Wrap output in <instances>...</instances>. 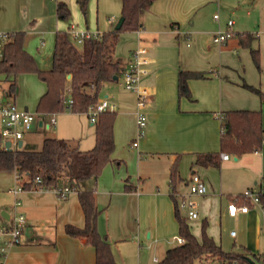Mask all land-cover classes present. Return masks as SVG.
I'll return each mask as SVG.
<instances>
[{"label":"crops","instance_id":"crops-1","mask_svg":"<svg viewBox=\"0 0 264 264\" xmlns=\"http://www.w3.org/2000/svg\"><path fill=\"white\" fill-rule=\"evenodd\" d=\"M60 1L70 7L72 15L69 20L58 15ZM210 1L156 0L144 15L143 26L123 31L115 46L114 53L122 59L123 70L117 80L102 85L99 100L107 98L116 104V146L112 160L100 176L86 181L84 188L94 189L97 205L102 210L98 229L107 236L118 264H158L168 249L176 245L162 247L163 252L161 247L149 248V245L170 236L177 245L180 244L177 238L182 236L179 235L180 224L170 183V169L176 161L181 178L176 185L179 202L181 194L189 189L192 173L201 175L208 186L206 194L194 199L198 217L191 219L196 220L199 228L191 231L199 240L202 239L200 231L204 223L207 224V233L225 251L248 248L247 237L252 230L264 233V208L259 204H251L248 213H238L239 224L243 227L238 243L235 240L238 233L232 234L234 230L228 236L233 240L232 246L225 243L218 232L220 226L228 230L237 222L236 216L229 213V203L235 201L242 205L243 189L253 188V184L258 186L257 179L264 170L263 145L260 150L241 155L221 152L219 166L196 163L198 153L220 151L225 111L260 110L261 106L258 97L236 86L238 77L225 78L230 72L229 66L241 63L232 56L233 49H241V45L239 40L229 42V38L223 46L210 44L211 39L217 43L215 34L212 37V30L206 26L202 15L203 8ZM121 14L122 0H89L86 16L78 0H0V31L25 32L27 51L40 52L46 45V37L55 35L56 39V34L68 32L74 26L73 22L84 24L86 31L101 34L114 29ZM216 20L219 21L220 16ZM139 47L147 49L150 60L143 77L149 96L144 109L147 122L142 134L138 133L137 94L123 85L124 71L134 50ZM182 70L205 71L208 75L188 81L190 96L179 93V73ZM20 78V75L13 79L12 75L0 73V89H3L0 105L14 102L31 111L21 96ZM120 79L125 92L119 97L112 93L102 95L103 90L109 92ZM12 82L16 83L15 93L9 92ZM46 89L47 85L40 88L39 95L42 96ZM69 92L70 87L66 93L68 97ZM17 97L22 101L17 103ZM260 97L264 101V95ZM34 104L36 121L23 140V147L40 149L47 137L66 139L81 150L95 146L96 127L92 120L95 129L89 131L88 137L76 138L78 135L73 133L50 135L47 132L55 125L48 127L53 113H39L36 109L38 103ZM262 127L264 129L263 116ZM136 140L138 145L134 146ZM128 144L133 146L132 150L126 149ZM123 150L129 151L130 155L126 157ZM223 153L229 157L222 158ZM133 162L132 169L123 168L125 163ZM143 163L147 164L146 168L142 167ZM143 174L147 176L143 177ZM147 178L151 179L146 181ZM71 185L67 177L62 178L61 187ZM15 186L16 172H0V230L11 228L16 213L24 214L27 220L20 242L5 253L0 249V264H97L96 249L87 238L70 236L66 232L68 224L84 227L86 223L78 190H72L62 198L53 189H26L15 194ZM17 199L21 204L16 205ZM200 223H203L201 230ZM149 249L154 250L152 263L144 261V252Z\"/></svg>","mask_w":264,"mask_h":264},{"label":"trees","instance_id":"trees-1","mask_svg":"<svg viewBox=\"0 0 264 264\" xmlns=\"http://www.w3.org/2000/svg\"><path fill=\"white\" fill-rule=\"evenodd\" d=\"M156 0H122L123 25L101 33L98 37L86 38L78 47L66 31L56 34L53 66L42 69L35 57L24 45L25 32H13V37L5 45L4 59L0 73L8 76L24 72H34L47 85L41 96L37 112L55 113L69 109L74 113H88L90 106L100 99V89L106 82L114 81L123 70V61L115 56L114 50L120 34L125 30H137L143 26V17ZM83 14L88 13L89 0H78ZM58 15L62 19L71 18V10L64 1L58 3ZM234 34L232 32L231 36ZM235 35V34H234ZM241 46H250L254 36L251 33H239ZM254 61L260 68L259 51L252 49ZM71 78L68 79V75ZM205 71L182 70L179 73V93L190 96L188 81L207 77ZM244 86L263 96L264 92L253 85ZM70 87L71 104H68L67 89ZM16 83L10 84L9 92L15 93ZM115 111L100 112L95 123L96 143L92 149L81 150L66 139L47 137L40 149L23 147L7 150L1 145L0 136V172L16 171L24 178V187L30 189L34 180L41 178L40 185L45 188L59 187L62 178L67 177L70 187L78 190L79 200L85 214L84 227L73 224L66 226V232L74 237H86L88 243L96 249L97 264H118L114 258L107 236L98 229V219L102 210L96 202L94 189L84 188L86 181L96 179L107 163L112 160L115 150L114 124ZM225 127L221 138V149L216 152L198 153L197 164L219 166L220 153L224 151L235 155L260 150L264 142L261 110L238 109L225 111L222 118ZM181 180L178 162L170 169L172 196L175 200L176 216L180 224V234L184 242L168 249L158 264H207L218 260L220 264H262V255L248 248L243 251H225L207 233V224L202 226V239L191 231L187 217L181 213L180 202L176 197V185ZM241 204H253L243 196ZM260 205L264 208V192L260 193Z\"/></svg>","mask_w":264,"mask_h":264},{"label":"rangeland","instance_id":"rangeland-1","mask_svg":"<svg viewBox=\"0 0 264 264\" xmlns=\"http://www.w3.org/2000/svg\"><path fill=\"white\" fill-rule=\"evenodd\" d=\"M219 14L220 20L217 21L214 19V15ZM203 20L206 24V26L212 30V37L213 35L219 30H226L228 28L227 23L229 20H233L234 24L232 26V30L234 31V34L232 37H229V42H236L239 40V36L236 35L237 32L239 33H251L254 38L250 42V46L244 47L241 46V49H233L232 56L237 58V60L241 63H239V66L231 65L228 67L227 76H225L226 79H232L231 76L238 77L239 81L237 82L238 88L241 90H246L247 92H250L251 94L258 97L260 102L259 109L262 112L263 116V123H264V101L261 100V97L255 93L254 91L250 90L249 88L244 86V83L253 85L255 87L260 88L264 92V0H212L210 1L205 8H203L202 11ZM74 29H68V32L72 39H75V33L76 32H82L86 31V28L84 27V24L78 25V22H73ZM84 25V26H82ZM46 45L43 50L40 52L38 51H32V55L35 57L37 64L42 69H51L53 66V51H54V44H55V35L49 36L45 38ZM32 41V40H31ZM77 42V40H76ZM191 42V40H189ZM34 41H32V44L34 45ZM227 42L223 44L215 43L213 42V39L210 40V44L219 47L220 45H225ZM78 47H80V43H75ZM36 45V44H35ZM252 49L259 51V57H260V68L256 65ZM20 75V81L19 85L22 86L23 89V95L22 98H24V101L27 102V105L31 108V111L35 110L34 102L39 103V98L41 95H39V90L42 87H45L46 84L44 81H42L38 75L34 72H24L20 73L18 75H12L13 79H15L17 76ZM122 87V79L114 83V85L109 89V92H107V89L103 90L102 95L104 96L107 93H112L115 97H119L121 92H125ZM47 90V89H46ZM43 93V92H42ZM20 96V95H19ZM0 97H3V89H0ZM67 100H69V97L67 96ZM17 103L22 101L20 97H17ZM37 109V108H36ZM35 112V111H34ZM36 113V112H35ZM52 115L57 117V123L47 132L48 134L52 135H58L61 133H68L72 135L76 134L80 138L81 135H85V137L89 136V131L94 132V126L92 125V121L90 118V114L87 115L82 114H76L71 112L69 109H64L63 111L55 112ZM138 125V124H137ZM140 128L138 126V133L140 132ZM83 133V134H82ZM73 137V136H72ZM132 144V143H131ZM127 150H132L131 145L125 146ZM264 150V144L263 149ZM123 154L128 157L130 155L129 151H124ZM120 158L124 159L127 162V159L123 156ZM235 156H232V160H234ZM135 163L128 164L125 163L123 165L124 169H132V166L134 167ZM147 167V164L143 163L142 167ZM145 167V168H146ZM132 174L131 172H129ZM147 174H143V177H146ZM264 178V170L262 174L258 177V184H260L263 181ZM151 178H147L146 181H149ZM255 187V184H253ZM244 191L246 189H243ZM183 194H189V189L187 191H184ZM198 195H192L191 200L195 203V198ZM196 205V203H195ZM181 208V206H180ZM189 208H181V213L187 215V210ZM195 210L196 206H195ZM235 225L232 228H229L228 230L223 226L219 227V231L221 233V236L223 237V241L226 243H230L232 246V242L229 239L230 237V231L234 230L238 233V236L236 237V242L238 243L240 233L243 230V227L240 226L238 217L236 216ZM189 220V223L191 224V229H198L199 224L197 225L196 220H193L189 217H187ZM193 221V222H190ZM195 221V222H194ZM201 224L200 223V230H201ZM197 225V226H196ZM228 231V233H226ZM200 233H202L200 231ZM181 235V234H179ZM229 236V237H228ZM165 241V243H164ZM164 241H157L153 243L154 245L144 244L145 247L153 248L154 246L161 247V251L163 252L164 246H172L177 245V243L173 240V236H170L168 238H165ZM247 241L250 242V244H247L246 246L251 250L252 252L264 254V233L258 232L256 230H252L251 233H249L247 237ZM165 244V245H163ZM154 250L149 249L148 251H145L144 261L148 263H152V256H153ZM207 264H220L218 260H211L210 263Z\"/></svg>","mask_w":264,"mask_h":264},{"label":"built area","instance_id":"built-area-1","mask_svg":"<svg viewBox=\"0 0 264 264\" xmlns=\"http://www.w3.org/2000/svg\"><path fill=\"white\" fill-rule=\"evenodd\" d=\"M214 16L216 19H219V14H215ZM233 24L234 21L229 20L227 23L228 28L226 30L219 29L214 35V40L219 44L225 43L233 32ZM71 29H74V26H72ZM99 35L100 33L98 32L82 31L75 33V39L78 43L82 44L86 38L98 37ZM12 37V32L0 31V66L4 59L5 45L9 40L12 39ZM147 53L148 51L145 47H139L135 49L132 54V59L128 67L125 69L123 76L124 87L127 90L136 92L137 94V122L141 130L140 134L143 133V128L147 122V116L144 109L148 103L149 91L143 82V77L147 74V66L150 63ZM68 104H71L70 99L68 100ZM115 109L116 104L110 102L107 98H104L99 100L96 104L90 106L88 113L90 114L91 120L95 122L100 112L114 111ZM35 121V112L22 109L14 102H8L0 105V136L2 147L6 148V142H10L12 149L22 148L23 146L20 147L19 142L23 141L27 134L32 130ZM54 124H56V118L54 115H52L48 127ZM133 145L137 146L138 141L136 140ZM228 157V154H222V158L226 159ZM41 181V178L37 177L34 180V186L28 190L37 191L38 189H53L62 198H66L67 195L72 190H74V188L70 186L45 188L40 185ZM188 186L189 194H181L180 206L181 208H189L187 211L190 218H197L198 212L195 210V203L190 198L192 195L206 194L208 192V186L201 175L195 172L192 173L188 181ZM258 187L260 190L257 189ZM24 190H26L24 187V178L18 172H16V186L14 188V192L17 194ZM261 192H264V178L263 181L258 184V186L246 189L243 192V196L249 198L253 204L260 205ZM19 204H21V201L17 199L16 205ZM228 209L232 216H237L239 212L248 213L250 211V205H238L235 201H232L229 203ZM26 222L27 220L24 214L16 213L14 215L11 228L0 230V249L2 252L5 253L12 246L20 242L22 230ZM235 233V231H232V234L235 235ZM177 240L179 243L184 242L183 237H178ZM261 258L262 264H264V254Z\"/></svg>","mask_w":264,"mask_h":264},{"label":"water","instance_id":"water-1","mask_svg":"<svg viewBox=\"0 0 264 264\" xmlns=\"http://www.w3.org/2000/svg\"><path fill=\"white\" fill-rule=\"evenodd\" d=\"M123 22H124V17L121 16V17L119 18V20H118L116 26H115V29H120V28L122 27V25H123ZM68 78H71V75H70V74L68 75ZM114 79L117 80V79H118V76H115ZM19 146H20V147L23 146V141H20V142H19ZM5 147H6L7 150H12V147H11V143H10V142H6ZM257 189L260 190L259 187H258Z\"/></svg>","mask_w":264,"mask_h":264}]
</instances>
